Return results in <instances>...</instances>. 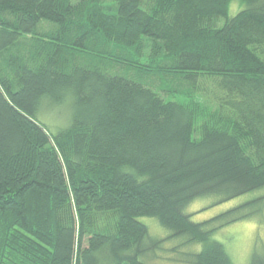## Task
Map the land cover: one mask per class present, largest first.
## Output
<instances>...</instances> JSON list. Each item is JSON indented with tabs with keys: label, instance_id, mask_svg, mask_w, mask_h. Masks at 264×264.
I'll use <instances>...</instances> for the list:
<instances>
[{
	"label": "trees",
	"instance_id": "obj_1",
	"mask_svg": "<svg viewBox=\"0 0 264 264\" xmlns=\"http://www.w3.org/2000/svg\"><path fill=\"white\" fill-rule=\"evenodd\" d=\"M262 189L264 0H0V264H145L142 217L235 264L213 235L264 195L184 210Z\"/></svg>",
	"mask_w": 264,
	"mask_h": 264
},
{
	"label": "rangeland",
	"instance_id": "obj_2",
	"mask_svg": "<svg viewBox=\"0 0 264 264\" xmlns=\"http://www.w3.org/2000/svg\"><path fill=\"white\" fill-rule=\"evenodd\" d=\"M240 8L239 2H232L229 14L235 15ZM44 114L47 115L43 120L45 124L50 127L62 126L60 119L63 120V117L53 116V111ZM261 195H264V189L220 204L215 202L214 197L199 198L191 202L184 212L191 215L192 222L200 223ZM257 212L251 219L227 225L213 235L214 240L223 244L235 264H249L254 252L264 253V204ZM138 220L148 228L151 238L164 240L161 250H157L151 260L146 259L145 264H183L184 255L201 249L200 245L185 246L181 238H169L170 232L154 218L142 217Z\"/></svg>",
	"mask_w": 264,
	"mask_h": 264
}]
</instances>
